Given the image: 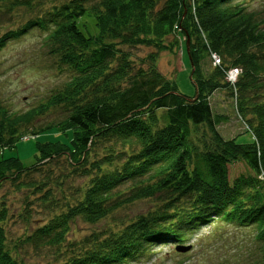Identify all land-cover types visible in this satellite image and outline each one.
Listing matches in <instances>:
<instances>
[{
  "label": "trees",
  "instance_id": "1",
  "mask_svg": "<svg viewBox=\"0 0 264 264\" xmlns=\"http://www.w3.org/2000/svg\"><path fill=\"white\" fill-rule=\"evenodd\" d=\"M254 1H60L0 38L3 45L38 27L58 67L69 72L37 106L21 113L0 108V147L52 127L74 131L72 147L38 144L32 167L18 157L0 160V190L29 192L42 206L43 218L20 244L60 247L77 219L95 224L151 200L150 210L73 243L55 264H131L156 245L187 242L217 219L257 229L255 264H264V13L251 7ZM85 16L94 18L96 33L84 31ZM181 36L193 96L158 68L160 53L179 47ZM140 46L153 50L137 60L131 49ZM233 68L235 82L228 79ZM221 89L247 126L246 142L218 130L222 118L210 98ZM57 107L64 118L34 127ZM238 161L249 171L231 180L229 167ZM8 205L1 197L0 264H25L9 240Z\"/></svg>",
  "mask_w": 264,
  "mask_h": 264
},
{
  "label": "rangeland",
  "instance_id": "2",
  "mask_svg": "<svg viewBox=\"0 0 264 264\" xmlns=\"http://www.w3.org/2000/svg\"><path fill=\"white\" fill-rule=\"evenodd\" d=\"M60 1L68 0H30L29 5L12 8L8 2L1 3L0 38L9 31L23 27L30 18L39 16L46 8ZM251 7L262 9L264 13V0H255ZM81 25L85 32L93 34L97 32L94 18L90 16H85ZM46 35L42 29L32 27L24 34L11 37L0 45V108H7L13 113L25 112L44 101L53 90L68 79L69 72L60 69L49 53ZM182 38L181 36L179 47L173 51L165 50L160 53L158 68L165 76L174 80L179 92L193 96L196 88L191 79L189 56L187 52L184 54ZM152 50L151 47L145 46L131 49L137 60ZM207 64L210 66V60ZM210 99L215 113L222 118L218 126L222 136L225 138L238 136L240 142L248 141L250 136L247 134V126L238 116L230 93L221 89L212 94ZM65 116L66 111L62 107L53 108L33 125L38 127L48 122H56ZM73 140V129L60 130L52 127L36 136L25 134L14 147H0V160L18 157L23 166L32 167L40 155L38 144L61 142L72 147ZM229 170L231 180L249 171L244 161L232 163ZM76 181L78 184L80 180ZM1 197L6 199L11 212L6 225L11 246H18V257L25 264H55L73 243L81 241L93 232L116 228L154 206L151 205L154 202L151 200L137 201L95 224L77 219L73 222L66 241L60 247L38 249L32 244H20L18 240L32 231L38 220L43 218V214L40 213L42 206L37 198L29 192H13L12 188L8 190L7 186L0 190ZM26 203L31 207L29 212ZM26 212L29 217L25 216ZM46 214L47 211L44 212L45 216ZM256 234L257 229L254 227L241 228L217 219L196 232L187 242L156 245L152 254L131 264H255L259 257ZM186 246H189V250H178L179 247Z\"/></svg>",
  "mask_w": 264,
  "mask_h": 264
},
{
  "label": "built area",
  "instance_id": "3",
  "mask_svg": "<svg viewBox=\"0 0 264 264\" xmlns=\"http://www.w3.org/2000/svg\"><path fill=\"white\" fill-rule=\"evenodd\" d=\"M214 59H215V63H218L219 62V58L216 55H214ZM238 74H239V72H238V70L236 68L231 69L228 72V79H229V81L235 82L237 80Z\"/></svg>",
  "mask_w": 264,
  "mask_h": 264
},
{
  "label": "water",
  "instance_id": "4",
  "mask_svg": "<svg viewBox=\"0 0 264 264\" xmlns=\"http://www.w3.org/2000/svg\"><path fill=\"white\" fill-rule=\"evenodd\" d=\"M186 44H187V51L189 52L190 41L187 40V43H186ZM191 77H192V75H191ZM197 94H198V93H197ZM197 94H196V97H197ZM178 250L187 251V250H189V246H186V247H179Z\"/></svg>",
  "mask_w": 264,
  "mask_h": 264
}]
</instances>
